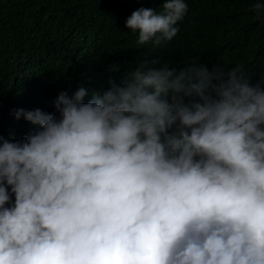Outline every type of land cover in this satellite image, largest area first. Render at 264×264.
<instances>
[{"label": "clouds", "instance_id": "1", "mask_svg": "<svg viewBox=\"0 0 264 264\" xmlns=\"http://www.w3.org/2000/svg\"><path fill=\"white\" fill-rule=\"evenodd\" d=\"M187 12L164 0L125 27L163 51ZM147 59L14 111L39 127L0 137V264H264V79Z\"/></svg>", "mask_w": 264, "mask_h": 264}, {"label": "trees", "instance_id": "2", "mask_svg": "<svg viewBox=\"0 0 264 264\" xmlns=\"http://www.w3.org/2000/svg\"><path fill=\"white\" fill-rule=\"evenodd\" d=\"M163 2L0 0V137L20 140L39 127L15 119L16 109L47 105L49 93L74 84L124 86L136 64L151 68L149 56L162 60L159 68L177 70L193 62L209 71L242 64L251 85L264 79V22L249 10L255 0H186L168 49L135 45L138 33L125 27L127 17L140 7L160 11Z\"/></svg>", "mask_w": 264, "mask_h": 264}]
</instances>
